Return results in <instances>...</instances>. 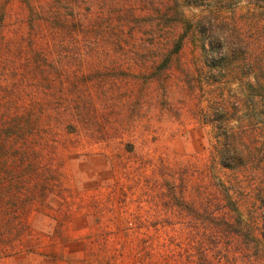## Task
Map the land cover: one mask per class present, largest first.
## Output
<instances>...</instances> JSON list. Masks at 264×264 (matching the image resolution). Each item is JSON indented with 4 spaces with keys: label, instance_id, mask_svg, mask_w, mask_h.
I'll list each match as a JSON object with an SVG mask.
<instances>
[{
    "label": "rangeland",
    "instance_id": "rangeland-1",
    "mask_svg": "<svg viewBox=\"0 0 264 264\" xmlns=\"http://www.w3.org/2000/svg\"><path fill=\"white\" fill-rule=\"evenodd\" d=\"M0 264H264V0H0Z\"/></svg>",
    "mask_w": 264,
    "mask_h": 264
},
{
    "label": "trees",
    "instance_id": "trees-1",
    "mask_svg": "<svg viewBox=\"0 0 264 264\" xmlns=\"http://www.w3.org/2000/svg\"><path fill=\"white\" fill-rule=\"evenodd\" d=\"M202 19H204V18H202ZM210 45V44H209ZM201 50H202V53L204 54L203 56H204V60H205V62L207 61V55H206V47H205V45H204V40H202V43H201Z\"/></svg>",
    "mask_w": 264,
    "mask_h": 264
}]
</instances>
